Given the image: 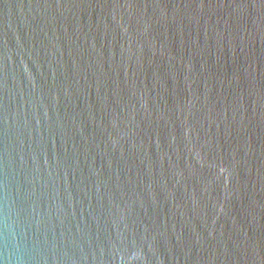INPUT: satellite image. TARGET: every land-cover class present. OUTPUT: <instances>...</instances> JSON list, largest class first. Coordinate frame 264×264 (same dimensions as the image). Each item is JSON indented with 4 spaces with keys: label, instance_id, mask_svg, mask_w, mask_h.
Here are the masks:
<instances>
[{
    "label": "water",
    "instance_id": "95a60500",
    "mask_svg": "<svg viewBox=\"0 0 264 264\" xmlns=\"http://www.w3.org/2000/svg\"><path fill=\"white\" fill-rule=\"evenodd\" d=\"M0 264H264V0H0Z\"/></svg>",
    "mask_w": 264,
    "mask_h": 264
}]
</instances>
